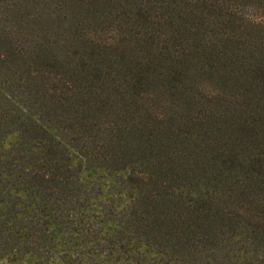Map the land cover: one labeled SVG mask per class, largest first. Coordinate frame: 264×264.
<instances>
[{"label": "trees", "instance_id": "obj_1", "mask_svg": "<svg viewBox=\"0 0 264 264\" xmlns=\"http://www.w3.org/2000/svg\"><path fill=\"white\" fill-rule=\"evenodd\" d=\"M232 1L0 0V259L264 264V42L209 40Z\"/></svg>", "mask_w": 264, "mask_h": 264}, {"label": "rangeland", "instance_id": "obj_2", "mask_svg": "<svg viewBox=\"0 0 264 264\" xmlns=\"http://www.w3.org/2000/svg\"><path fill=\"white\" fill-rule=\"evenodd\" d=\"M156 5L159 4L157 3ZM223 8V10H227V14L231 13L240 18L235 20L233 17H229L233 19L234 23L228 22V25L226 23V26L224 27L225 29H221L219 32L214 31V33L210 35L211 37L209 40L213 41L214 39L226 38L227 34H234V38L238 39L240 42L241 40L246 41L244 43H247L249 46H254L255 44L258 46L260 43L264 42V0H234L225 4ZM226 19L227 18L225 17V22ZM255 52H257V50H255ZM211 84H208L205 88V95L210 92L209 87ZM220 91H223L221 87ZM16 137V133L8 135L5 140V145L8 146L11 142H14ZM69 150L71 151L72 163L74 165H81V176L88 181L95 182V185L100 188L99 198L101 200H111L115 208H119L128 202L130 192L124 181L126 178V173L124 171H112L104 167L88 166L83 160H81L80 155L75 149L70 147ZM141 251L147 258L154 255V253L146 247H142ZM21 263L64 264V262L57 256H54L49 261L39 262L36 257L31 255L24 256ZM0 264H18V262H10L7 258H2L0 259Z\"/></svg>", "mask_w": 264, "mask_h": 264}]
</instances>
